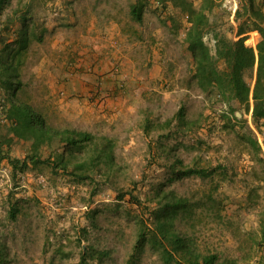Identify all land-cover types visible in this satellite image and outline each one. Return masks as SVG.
I'll use <instances>...</instances> for the list:
<instances>
[{
  "label": "rangeland",
  "instance_id": "1",
  "mask_svg": "<svg viewBox=\"0 0 264 264\" xmlns=\"http://www.w3.org/2000/svg\"><path fill=\"white\" fill-rule=\"evenodd\" d=\"M130 1L136 0H8L0 14V53L7 45L15 47L25 29L29 39L18 68L23 83L16 100L32 106L55 130L94 136L72 154L58 138L33 150L31 138L9 140L12 127L0 124V139L5 138L0 159H6L0 163V264H98L96 255L103 253L101 264H165L150 239L157 201L171 192L187 200L173 223L194 252L218 254L219 264H264L259 243L264 142L251 116L252 103L247 111L232 101L230 111L212 93L199 90L186 55L180 66H167L174 77L148 84V41L158 37L156 43L178 50L188 24L170 3L155 0H143V19L137 23L127 9ZM87 7L98 24L112 7L127 25L126 34L75 35L79 26L73 19ZM208 16L204 40L211 48L214 34L237 39L242 6L241 15L231 18L215 0ZM150 23L156 25L155 37L147 29ZM72 38L76 49L65 46ZM136 46L142 51L140 80L131 68L130 47ZM245 78L253 86L255 68L246 70ZM10 105V93L0 87L1 110ZM181 108L185 123L178 118ZM224 111L230 119L222 117ZM108 141L113 162L91 165L95 146ZM4 144L14 147L1 149ZM9 158L19 161L16 167ZM84 162L83 169L75 167ZM185 168L210 175L176 179ZM140 233L147 241L136 254ZM85 252L94 256L80 262ZM171 264L188 263L175 256Z\"/></svg>",
  "mask_w": 264,
  "mask_h": 264
},
{
  "label": "trees",
  "instance_id": "2",
  "mask_svg": "<svg viewBox=\"0 0 264 264\" xmlns=\"http://www.w3.org/2000/svg\"><path fill=\"white\" fill-rule=\"evenodd\" d=\"M159 4L170 3L178 9L185 17L188 27L185 29L184 41L187 50L190 52L193 63V79L196 86L204 93H212L217 101L229 105L234 101L244 106L248 111L252 103L251 116L255 126L261 131L264 142V0H240V9L236 16L241 15L243 8L244 21L237 30V39H226L223 36L214 34V47L211 48L204 40L206 30L209 26L208 12L215 6V0H199V5H194L192 0H155ZM8 0H0V14L4 10ZM144 11L143 0H136L130 7L131 19L137 23L142 22ZM20 41L15 47L5 46L0 53V87L10 93L11 105L7 109L6 116L12 124V133L18 139H29L32 141L33 150L40 145L46 144L53 138L73 150H81L85 144L93 142L94 136L85 131L71 129L55 130L47 125L44 117L26 103L16 100V92L21 87L18 68L21 58L28 46L26 29L23 31ZM252 32L254 37L246 35ZM255 68V80L251 86L245 78V71ZM184 109L181 108L178 118L185 123L183 117ZM229 111H224L222 117L230 119ZM235 119H237L235 117ZM192 124V123H191ZM251 145L257 150L260 149L257 140L250 139ZM110 141L103 147L95 146L90 159L91 165L99 163L111 164L113 152ZM33 160L34 157H29ZM13 167L19 162L9 158ZM59 163L66 169L68 163L61 158ZM180 163V161H177ZM26 166V161H23ZM87 163L76 164L77 169H83ZM207 177L209 172L202 169L185 168L175 173V178L189 176ZM158 208L154 212L155 232L150 242L154 247L161 249L165 264H171L175 256L188 264H219L221 256L210 253H196L190 246L188 239L183 237L174 229L173 219L179 212H184L188 203L187 200L178 198L174 193L165 194L157 201ZM15 214H11L14 218ZM145 235L140 233L136 240L134 249L139 253L147 241ZM170 245V249L167 245ZM264 246V219L260 220V240ZM98 254V253H97ZM104 254V253H103ZM103 254L96 255L98 264H101ZM94 256V252H85L80 262H84L87 256Z\"/></svg>",
  "mask_w": 264,
  "mask_h": 264
},
{
  "label": "crops",
  "instance_id": "3",
  "mask_svg": "<svg viewBox=\"0 0 264 264\" xmlns=\"http://www.w3.org/2000/svg\"><path fill=\"white\" fill-rule=\"evenodd\" d=\"M134 3H135L134 1H130L127 3V6H128L127 9L129 11V15H130V7ZM124 7H125V3H124ZM91 9L92 8L87 7L85 9V13H82L83 16L81 18H79L78 15H76L79 19H76V20L73 19V22L78 23V26H79V29L77 30L78 33L75 35L80 36V34L83 35V33H84V35H88V36H90L92 34L93 35L105 34V35H110V36L119 35V37L121 38V37H123V35L126 34L127 25L124 23V21H122V20L120 21V17L118 15H116L117 11L113 10L112 7H110L111 12L109 14H107L110 17L108 18V16H107L105 19L101 18V20H102L101 22H100V17H99L98 18L99 24L96 21L97 15L95 13H93L91 11ZM124 14H126V13H124ZM20 23L22 25H24L22 21ZM154 26H156V25H153L152 23H150L149 26L147 27V29H148L150 35L155 37V35H154L155 27ZM21 31H22V29L20 31H18V34H21L22 33ZM157 39H158V37H155V39H151L150 41H148L149 49H147L146 58H147L148 64H150L152 70L149 74V80H147V83L154 85L157 83L158 80L165 81L166 80L165 78L174 77L175 71L168 72L167 66L171 67V68L175 67L176 65L180 66L178 63L182 62V58H181L182 55H184V56L186 55L189 58V62H190L191 68H192L191 75L193 76L194 63H193L190 52L187 50V44L185 43V41H184V44L182 45V47L177 50L171 44L165 45V44H163V42L156 43ZM55 44H57V42L54 43V45ZM158 44H160L163 47V49L156 48V46ZM77 45L79 46V44H77ZM77 45L74 44L73 38L71 40H68L65 42V46H67V48H68V46H70V48L76 49L75 46H77ZM136 48H137V46L135 48L130 47V53H131L130 55L132 56L130 58L133 60L131 68L134 69V70H132L133 71L132 73L135 76L136 80H140L141 77H140V73L138 72L137 68L140 67L139 60L142 59V53H141L142 51H138ZM120 56H121V54H120ZM166 62H169V63L166 65ZM171 62H174V63L171 64ZM20 78L21 77H19V79ZM20 81H21V79H20ZM5 124H6V126L10 125V127H12V124L9 122H7ZM1 131H2V128H1ZM5 137H6V135H5ZM8 138H9V140L11 138H14L13 133L8 134ZM1 139L4 140L5 138H1ZM1 139H0V142H2ZM17 140L18 139L14 138V141H17ZM13 147H14L13 144L9 145L8 147L6 144H4L1 147V149H3V148L13 149ZM5 161H6V159H0V163H2V164Z\"/></svg>",
  "mask_w": 264,
  "mask_h": 264
},
{
  "label": "built area",
  "instance_id": "4",
  "mask_svg": "<svg viewBox=\"0 0 264 264\" xmlns=\"http://www.w3.org/2000/svg\"><path fill=\"white\" fill-rule=\"evenodd\" d=\"M218 1L221 7L225 11H227V13L231 16V18L236 16L237 11L240 9L239 0H218ZM1 109L2 108H0V124H4V123H7L8 121L7 116H6L7 109H5L4 111H2ZM3 172H5V170Z\"/></svg>",
  "mask_w": 264,
  "mask_h": 264
},
{
  "label": "water",
  "instance_id": "5",
  "mask_svg": "<svg viewBox=\"0 0 264 264\" xmlns=\"http://www.w3.org/2000/svg\"><path fill=\"white\" fill-rule=\"evenodd\" d=\"M238 115H240L238 112H237Z\"/></svg>",
  "mask_w": 264,
  "mask_h": 264
}]
</instances>
